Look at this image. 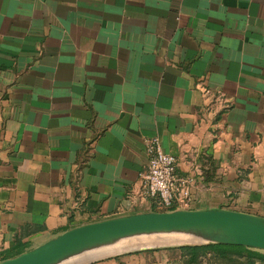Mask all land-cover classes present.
I'll use <instances>...</instances> for the list:
<instances>
[{"label": "crops", "instance_id": "1", "mask_svg": "<svg viewBox=\"0 0 264 264\" xmlns=\"http://www.w3.org/2000/svg\"><path fill=\"white\" fill-rule=\"evenodd\" d=\"M148 139L190 209L264 217V0H0V252L156 211ZM171 238L63 264H186L177 247L116 254Z\"/></svg>", "mask_w": 264, "mask_h": 264}, {"label": "water", "instance_id": "2", "mask_svg": "<svg viewBox=\"0 0 264 264\" xmlns=\"http://www.w3.org/2000/svg\"><path fill=\"white\" fill-rule=\"evenodd\" d=\"M177 235L181 243L132 246L116 254L183 245L228 244L264 250V217L229 209L149 211L90 222L0 264H63L118 242ZM176 241V239H174Z\"/></svg>", "mask_w": 264, "mask_h": 264}, {"label": "built area", "instance_id": "3", "mask_svg": "<svg viewBox=\"0 0 264 264\" xmlns=\"http://www.w3.org/2000/svg\"><path fill=\"white\" fill-rule=\"evenodd\" d=\"M147 143L148 164L141 176L142 193L158 207L190 209L192 199L189 187L177 175V158L164 152L157 139H148Z\"/></svg>", "mask_w": 264, "mask_h": 264}, {"label": "trees", "instance_id": "4", "mask_svg": "<svg viewBox=\"0 0 264 264\" xmlns=\"http://www.w3.org/2000/svg\"><path fill=\"white\" fill-rule=\"evenodd\" d=\"M172 208H161L154 206L156 211H168ZM181 250L183 257L186 258V264H201L202 256L207 254L214 255L217 259L229 261L232 264H264V253L243 245L228 244H201V245H183L177 247ZM23 251L10 248L0 252V261L16 257Z\"/></svg>", "mask_w": 264, "mask_h": 264}, {"label": "bare ground", "instance_id": "5", "mask_svg": "<svg viewBox=\"0 0 264 264\" xmlns=\"http://www.w3.org/2000/svg\"><path fill=\"white\" fill-rule=\"evenodd\" d=\"M175 238H171V239H158V240H156V241H152V242H156V243H154V244H160V243H181V242H186V240L187 239H181V238H176V241L174 240ZM134 244H136V243H134ZM134 244H132V246L134 245ZM139 245V244H138ZM137 245V246H138ZM151 245H153V244H151ZM144 246V245H143ZM128 248V247H127ZM107 249V248H106ZM119 249V248H118ZM124 249V248H123ZM110 250V249H109ZM112 250V249H111ZM110 253V252H109ZM114 253H115V251H114ZM102 254V253H101ZM113 254V253H112ZM84 257V256H83ZM91 257V256H90ZM94 257V256H93ZM96 258H98V257H96ZM90 259V258H89Z\"/></svg>", "mask_w": 264, "mask_h": 264}, {"label": "rangeland", "instance_id": "6", "mask_svg": "<svg viewBox=\"0 0 264 264\" xmlns=\"http://www.w3.org/2000/svg\"><path fill=\"white\" fill-rule=\"evenodd\" d=\"M144 242H148L147 238L143 240ZM201 264H232L229 261H224V260H211V261H206V263H201Z\"/></svg>", "mask_w": 264, "mask_h": 264}]
</instances>
